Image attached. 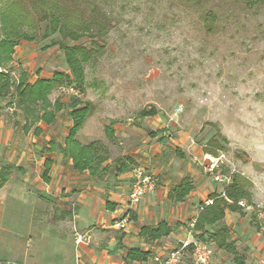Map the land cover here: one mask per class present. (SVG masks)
I'll return each mask as SVG.
<instances>
[{"label":"rangeland","instance_id":"rangeland-1","mask_svg":"<svg viewBox=\"0 0 264 264\" xmlns=\"http://www.w3.org/2000/svg\"><path fill=\"white\" fill-rule=\"evenodd\" d=\"M100 2L112 17L113 28L102 53L85 65L87 89L80 99L92 102L95 109L78 140H100L117 156L123 151H142L148 133L165 128L170 141L161 161L182 164L174 154V149L180 148L194 158L190 166L199 174L200 184L210 192L221 193L226 184L215 182L200 165L201 153L213 138L218 139L221 171L227 176L239 173L253 185L254 205L245 209L246 214L228 212L227 219L234 221L240 232L234 231L239 236L236 246L241 249L248 243L251 247L247 250L255 247L259 255L258 259L252 257V264H264V227H256V223L264 224V4L217 0L198 9L185 0ZM7 5V0H0V10ZM206 10L217 17L214 32L204 27L202 14ZM55 38L21 42L36 46L29 53L35 59L30 64L20 62L19 44L14 54L17 64L13 56L6 66L11 76L17 79L29 70L34 76L38 70L52 74L63 71V67L68 69L58 47H48ZM58 97L59 92L51 99ZM1 106L11 114L7 117L21 118L9 101ZM144 109L156 110L157 116L148 118L138 130L134 123ZM110 120L118 122L120 133H128L129 140L122 141L123 150L106 136ZM153 165L151 161L147 171L158 178V188L162 166ZM184 167L188 163L184 162ZM185 226L188 234L184 241L172 237L156 263L166 264L171 252L193 240L190 224ZM239 254L243 256L242 251ZM213 258L214 264H235L233 257L222 251L217 250ZM181 264H195L190 247L183 251Z\"/></svg>","mask_w":264,"mask_h":264},{"label":"crops","instance_id":"crops-1","mask_svg":"<svg viewBox=\"0 0 264 264\" xmlns=\"http://www.w3.org/2000/svg\"><path fill=\"white\" fill-rule=\"evenodd\" d=\"M18 47L22 53L18 56L20 62L30 64L35 55L29 53L36 46L22 43ZM14 63L17 64L15 56ZM56 72L69 71L64 67L63 71L52 74L38 70L34 76L30 70L25 71L29 84L36 83L38 79H52ZM57 91L65 102V98L73 97L62 94L59 88L50 95L51 102H55L56 99L53 101L51 98ZM1 104L0 173L5 172L7 182L0 187V264H158L155 260L162 248L168 245L172 237L184 241L188 234V230H184L185 225L190 224L199 208L214 192L200 184L199 174L190 166L194 158L183 150L186 158L179 159L174 149L175 156L182 164L161 161L169 137L164 134L168 140L164 143L161 141L162 135L155 138L149 135L150 132L166 130L161 127L148 133V142L142 151H123L117 156L111 151L112 159L130 157L146 170L151 167V161L155 162L153 168L158 164L162 166L159 172L161 184L155 192L147 195L138 206L131 207L132 171L113 176L112 180L107 177L104 181H98L87 171L77 172L72 168V161L63 158L58 147L64 144L72 125L65 111L57 116L53 125L40 122L25 131L26 121L20 117H7V114H11L6 113ZM147 119H143L141 126L135 128L140 130ZM114 129L119 143L115 145L123 150L122 141L129 140L128 133H120L122 128L118 123ZM119 137L122 140H118ZM184 162L188 163L189 168L184 167ZM185 177L191 178L195 190L185 201L173 204L168 198L169 192ZM125 217L130 220L127 229L114 227ZM227 218L228 213L224 223L234 235L233 240L237 241L239 236L234 231L240 233L238 227ZM161 221L168 222L173 229L172 234L154 245L147 244L140 235L142 227L155 226ZM78 233L85 234L88 241L78 245L75 241ZM120 241L126 248L151 252V257L146 262L127 261V251L117 248ZM241 247L237 246V249L238 252L242 251L245 264H252V257L258 259L255 247L247 250L251 247L248 243ZM259 251L263 252L260 247Z\"/></svg>","mask_w":264,"mask_h":264},{"label":"trees","instance_id":"trees-1","mask_svg":"<svg viewBox=\"0 0 264 264\" xmlns=\"http://www.w3.org/2000/svg\"><path fill=\"white\" fill-rule=\"evenodd\" d=\"M195 8H204L208 3L217 0H185ZM247 5L256 6L264 4V0H243ZM6 8L0 10V103L9 101V106L16 115L26 121L25 131L32 129L36 123L43 122L53 125L57 116L66 112L72 120L68 136L64 144L58 147L65 160L72 161V168L79 173L88 172L98 181L107 177H118L133 171L137 166L130 157L112 159L111 149L100 140L82 143L78 134L83 129L86 120L94 113V104L83 101L78 97H71L68 101L59 97L51 102L49 97L56 90L64 86H73L81 94L87 89L85 65L91 63L104 50V42L113 28L112 17L107 13L100 0H7ZM203 22L206 31L214 32L217 17L211 10L203 11ZM57 36L48 47H58L63 53L67 72H56L52 79H38L36 83H28V75L21 73L19 78L11 76L10 67L6 66L13 61L15 49L21 42H38ZM87 42V46L82 42ZM157 116L156 110H142L135 121V126L140 127L145 118ZM118 122L111 120L105 127L109 141L116 143L114 126ZM39 134L38 129H36ZM167 130L150 132L155 138L162 135L161 141L167 143L164 134ZM222 147L218 139L213 138L210 146L204 149L205 153L218 156ZM179 159L186 155L180 149H175ZM111 161V162H110ZM50 164L48 163L47 166ZM46 177V174L45 176ZM46 179V178H45ZM7 182L5 172L0 173V187ZM252 183L243 175H231L230 184L226 185L221 193H213L209 199L211 205H203L202 211L196 218V223L191 229L196 240L205 242L215 248V252L222 251L233 257L235 264H245V258L238 252L236 242L232 239L231 231L225 226L224 221L228 212L245 215V207L254 205L251 193ZM195 185L191 178L180 180L169 192L171 203L178 204L187 199ZM256 220V215H253ZM264 224L256 223L260 230ZM173 232L168 222L161 221L155 226H144L141 237L147 244H156ZM118 249L127 251V261L146 262L151 257V252H144L139 248H126L121 244ZM193 250V247H190Z\"/></svg>","mask_w":264,"mask_h":264},{"label":"built area","instance_id":"built-area-1","mask_svg":"<svg viewBox=\"0 0 264 264\" xmlns=\"http://www.w3.org/2000/svg\"><path fill=\"white\" fill-rule=\"evenodd\" d=\"M60 91L62 94L67 96H73L78 98L81 97V93L79 92V90H77L73 86L61 87ZM221 161L222 155L213 156L209 153H204L202 155L201 165L203 167V171L206 174L210 175L215 182L222 184L224 183L228 185L231 182V176H227L221 171ZM132 172L133 182L129 194V205L131 207H136L143 201V199L147 195L155 192L159 180L156 176L149 174V172L142 166H135ZM212 203L213 201L209 199L206 200L204 205L208 206ZM240 204L244 206L246 210H249L251 207L245 202H240ZM202 209L203 205L200 207L198 213L191 219V229L194 227V224L196 223V218L198 214L202 211ZM129 223V218L125 217L122 221L117 222L114 227L120 230H125L127 229ZM189 235L193 240H188V242H184L181 249L171 252L167 257L166 264H181L183 251L191 246L193 247V257L195 264H214L213 257L215 254V248L205 242L196 240L193 236L192 231L189 233ZM75 241L78 245H80L82 243L87 242L88 239H86L85 234L78 233L76 234Z\"/></svg>","mask_w":264,"mask_h":264}]
</instances>
